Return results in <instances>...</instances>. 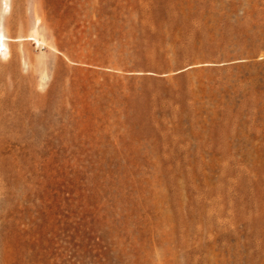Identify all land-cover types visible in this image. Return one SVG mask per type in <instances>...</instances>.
<instances>
[{"label":"rangeland","instance_id":"rangeland-1","mask_svg":"<svg viewBox=\"0 0 264 264\" xmlns=\"http://www.w3.org/2000/svg\"><path fill=\"white\" fill-rule=\"evenodd\" d=\"M0 29V264H264V0H0Z\"/></svg>","mask_w":264,"mask_h":264},{"label":"bare ground","instance_id":"bare-ground-1","mask_svg":"<svg viewBox=\"0 0 264 264\" xmlns=\"http://www.w3.org/2000/svg\"><path fill=\"white\" fill-rule=\"evenodd\" d=\"M1 29L3 28L1 27ZM1 29H0V55H2L3 57H8L10 55L9 54L10 50L8 45L9 37H7V35ZM36 42L40 44L41 41L39 39H36Z\"/></svg>","mask_w":264,"mask_h":264}]
</instances>
